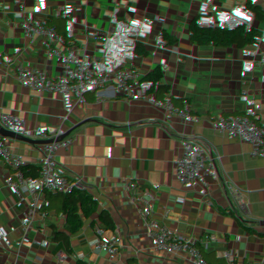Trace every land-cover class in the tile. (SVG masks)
I'll return each instance as SVG.
<instances>
[{"label": "crops", "instance_id": "crops-1", "mask_svg": "<svg viewBox=\"0 0 264 264\" xmlns=\"http://www.w3.org/2000/svg\"><path fill=\"white\" fill-rule=\"evenodd\" d=\"M62 1L63 10L50 0H6L0 8L3 37L30 38L58 49L54 84L59 91L50 102L48 114L27 115L11 135L19 137L28 132L37 138L38 154L27 177H33L38 184L45 180L53 185L56 176L44 167L43 156L68 163L69 148L76 137L82 140L92 136L99 148L114 149L113 164L97 175L93 199L102 209L118 201L121 208L117 228L128 227L135 238H141L145 231L156 252L145 255L136 248L126 251L121 240L81 229L63 219L48 224L45 234L35 236L25 252L21 250L18 225L0 224V258H21L25 264H181L172 259L171 253L200 245V226L204 222L220 236L219 250L229 256L231 264L235 258H245L256 245L264 249V210L248 209L238 194L215 198L202 209L201 178L157 176L149 169V156L155 152L159 133L168 131L182 140L206 133L199 124L207 113L201 99L209 96L211 89L197 71L198 66L178 52L177 38L195 40L201 48L220 56L224 66L232 52H250L264 61V31L255 30L256 5L264 4V0L236 6L226 0L210 5L204 0H159L161 14L146 9L176 60L200 88L199 96L179 86L172 91L168 82L155 74L153 49L134 16L135 0ZM125 18H133L134 23L127 25ZM101 23L113 28L95 36L90 31ZM116 44L129 51L130 65L122 69L115 63H97L98 95L113 97L98 108L80 88H72L83 81L86 66L94 60L86 49L96 47L97 53L106 55L117 48ZM238 69L240 66L234 70ZM48 84L52 89L53 82ZM245 84L263 107L261 80L248 77ZM153 105L158 109L146 114ZM220 106L223 124L241 142L264 140V132L232 121ZM218 137L225 147L216 151V162L224 159L227 145L224 137ZM9 153L23 164V151L12 147ZM118 163L123 165L128 180L111 186ZM244 173L259 179L258 174ZM0 199L11 207L21 204L20 197L6 187L1 171ZM231 219L240 221L241 226L228 225Z\"/></svg>", "mask_w": 264, "mask_h": 264}, {"label": "built area", "instance_id": "built-area-1", "mask_svg": "<svg viewBox=\"0 0 264 264\" xmlns=\"http://www.w3.org/2000/svg\"><path fill=\"white\" fill-rule=\"evenodd\" d=\"M6 0H0V8ZM63 10L62 0H50ZM145 9L161 14L159 0H137ZM162 1V0H161ZM236 6L247 0H226ZM1 18V12H0ZM126 24H133V18H125ZM111 28L107 23L95 25L90 31L95 36L106 33ZM264 31V7L256 10L255 30ZM148 45V42H146ZM109 44V42H108ZM107 44V45H108ZM117 45V44H116ZM109 46H115L109 44ZM186 47L198 50L209 62L198 66L197 71L208 82L210 95L201 102L207 113L199 120L206 133L182 140L168 131L159 133L155 155L161 159L194 161L203 159L210 163L216 153L210 137L222 136L227 144L224 159L212 166L207 177L201 180L200 207L203 209L215 198H224L232 194L241 195L250 210H264V140L258 138L254 144L241 142L236 134L222 122L221 103L227 93H234L238 102L254 101V93L245 84V78H264V61L255 58L250 52L230 54L229 63L224 66L216 53L201 48L193 39L177 38V50L187 56ZM151 48V46H150ZM58 49L32 41L30 38H7L0 35V171L6 187L13 190L21 200L17 207H11L0 199V224H16L22 238V251H27L37 235L45 234L48 224H56L63 219L69 220L81 229L100 232L121 240L126 251L133 248L148 255L156 252L144 231L141 238H135L128 227L117 228L118 212L102 209L93 199L97 175L113 164L114 149L99 148L97 140L88 136L76 137L69 148L71 160L62 163L47 155L43 156L46 169L55 172L54 184L42 180L38 184L30 175L34 167V158L38 154L37 138L32 133L19 137L11 135L18 122L27 115L48 114L49 105L59 88L54 84L56 78L55 59ZM87 54L94 60L86 66L83 81L72 89L80 88L84 95L94 101L98 108L103 107L113 97L98 95V77L96 65L106 61L115 63L119 68L128 69L129 51L118 47L106 55L97 53L96 47H88ZM236 66L244 71L240 75H231ZM160 77V76H159ZM49 81L53 82L52 89ZM157 105L148 108L151 114ZM241 121L251 130L264 132V110L250 108ZM83 141V143H82ZM23 151V164L9 153L10 148ZM244 170L258 174L259 179H251ZM128 175L121 163L114 167L111 186L117 181H127ZM230 226H241L238 220H228ZM202 242L200 245L178 248L171 253L172 259L181 264H231L226 253L220 252V236L207 223L200 226ZM0 264H25L21 258L8 260L0 258ZM232 264H264V249L256 245L245 258H235Z\"/></svg>", "mask_w": 264, "mask_h": 264}, {"label": "trees", "instance_id": "trees-1", "mask_svg": "<svg viewBox=\"0 0 264 264\" xmlns=\"http://www.w3.org/2000/svg\"><path fill=\"white\" fill-rule=\"evenodd\" d=\"M204 1H206V3L210 5L217 0ZM134 2L135 19L153 49L155 74H159L161 76V80L167 81L172 91L175 86H179L182 90L191 92L194 96H199L201 92L200 88L197 86L195 80L186 74L184 68L176 60L173 49L162 36L158 26L150 20L144 6L137 0H135ZM248 2H257V0H247V2H245L244 4H248ZM256 6L260 8L264 7V4H257ZM186 53L188 58H190L196 64V66H201L205 62H209V60L205 56H202L198 50L191 47H186ZM243 71L244 69L233 70L230 72V74L237 76L240 75ZM259 79L264 85V78ZM221 104L226 116H228L232 121L238 123H243L241 121V117L250 108H254L257 111H261L264 109V106L262 107V104L256 100L253 102L236 101L234 93L232 92L226 94V98L222 101ZM210 139L214 144L215 151H222L224 149V143L218 136L210 137ZM149 164L150 171L157 176H196L197 178L204 179L209 174L212 166L216 164V161L214 160L210 163H206L203 161V159H197L194 161L161 159L155 155V152H152L149 156ZM120 208V203L118 201H115L111 205L104 208V210L119 212Z\"/></svg>", "mask_w": 264, "mask_h": 264}]
</instances>
